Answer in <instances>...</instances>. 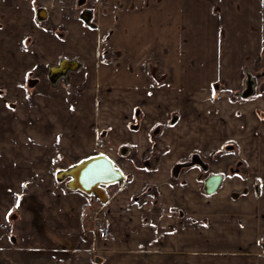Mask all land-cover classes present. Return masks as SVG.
I'll use <instances>...</instances> for the list:
<instances>
[{
	"label": "crops",
	"instance_id": "obj_1",
	"mask_svg": "<svg viewBox=\"0 0 264 264\" xmlns=\"http://www.w3.org/2000/svg\"><path fill=\"white\" fill-rule=\"evenodd\" d=\"M115 20L126 51L119 70L97 59L98 38ZM151 59L169 75L146 74ZM65 60L79 66L54 90L25 88ZM263 68L264 0H0V202L28 180L30 209L40 211L25 242L1 238L0 264H264ZM246 72L258 80L241 103L234 95ZM155 79V95L171 107L162 124L161 105L147 95ZM181 123L184 140L174 131ZM24 126L28 143L17 138ZM227 142L239 145L235 156L220 154ZM56 151L72 160L65 168L104 155L123 184L92 209L85 193L56 184ZM198 154L210 164L206 179L222 176L212 195L199 165L176 174ZM100 209L110 227L104 240L91 216Z\"/></svg>",
	"mask_w": 264,
	"mask_h": 264
},
{
	"label": "rangeland",
	"instance_id": "obj_2",
	"mask_svg": "<svg viewBox=\"0 0 264 264\" xmlns=\"http://www.w3.org/2000/svg\"><path fill=\"white\" fill-rule=\"evenodd\" d=\"M220 9V5H217L216 10ZM46 20V19H45ZM43 21V20H42ZM99 19H93L92 20V25L95 26V24H98ZM119 21L120 20H115L113 26H109L108 28L110 29L106 35H104V37L102 39L98 38V41H100L99 47H100V52L98 53V65L101 66V68L103 66H111L114 65V67H118L117 69L119 70L120 68V64H121V60L125 59L126 57V51H121L120 49V45H121V40H122V34L119 33ZM50 24V23H48ZM105 24V21L102 20V25ZM57 31V29H56ZM58 33H60V35L62 34V32H59V30L57 31ZM63 32L66 34V31L63 30ZM220 39H224L226 36V32L224 31V29L219 30L218 32ZM96 36L99 37L100 35L98 34V31H96ZM160 58H163V56H160ZM145 64V68L144 70L146 71V74L149 73L150 77H156L157 73L159 72L160 78L162 75L167 76L169 75L168 71H164L163 69L166 70L165 68V63H156L153 62V60L151 59L150 61L148 60V62L143 63ZM162 67V70H161ZM164 67V68H163ZM189 72L194 71L193 69H191V67H189ZM50 69L47 70V72L42 73V72H37L36 77H38L40 79V82L37 80H29V82L27 81V84L25 86V88L27 90H31L33 88L34 89H39V90H54V86L56 85V81H52L50 78ZM161 71V72H160ZM164 73V74H163ZM193 73V72H191ZM251 73V72H250ZM156 74V75H155ZM162 74V75H161ZM248 72L244 73V77L243 80L241 82V87L239 88L237 95H234L235 100H239L241 101V103L245 100V98L249 99L250 97H252L255 94V86H256V82L258 80V78L255 79V77L253 78L252 75H250L249 78H247L248 76ZM259 74L263 77L264 76V68L260 69ZM100 75V73L98 74ZM156 80V79H155ZM156 81H158V83L154 86H152L150 88V90L147 92V95L149 93H151L152 95H155L158 90V85L160 82V85H162V81H159V79H157ZM29 88V89H28ZM149 98V96H148ZM155 99L157 101V103L159 105H161V110H160V118L158 119V122L160 124H162L165 120V116L171 112V107L168 106L169 99H165L162 97V95L158 94L155 95ZM139 106V107H138ZM205 107V106H204ZM141 104L140 105H136V107L133 110L132 115H134V117L137 116L138 113H136L138 110H140ZM212 108V107H211ZM139 112V111H138ZM136 114V116H135ZM190 116V117H189ZM185 115V119L187 122H190L191 125H194V123L196 124L197 121L192 118V115ZM176 117V116H174ZM174 117L172 116L171 121H173L174 125H176L175 121H174ZM206 119V118H205ZM203 120V118H202ZM140 118H138V121L136 122V119H133L131 122L132 126H139L140 125ZM186 122V123H187ZM198 123L201 124V118L198 120ZM184 126H189V125H184ZM184 126H182V123L180 124V126H176L175 127V132L177 133V138H179L180 140L184 138H188V130H184ZM19 127V126H18ZM27 126L18 128L17 131V138L21 139V141L27 142L28 143V138L26 135H28V127ZM26 134V135H25ZM218 134V132L216 133ZM221 134V133H220ZM213 137V136H212ZM214 139V138H213ZM207 148V147H206ZM239 148V145H236L234 143H229L227 142L223 148L221 147V149H219V152H221L220 154H225L226 156H235L237 149ZM58 151V149H56ZM56 151V152H57ZM1 152L3 153V148L1 149ZM55 152V153H56ZM63 154V155H62ZM182 154V153H181ZM203 154V153H202ZM195 155L192 157V160L190 159L189 162L185 163L184 165H179L175 171L176 174L179 173V171L182 169V167L184 166V169H186L189 166L192 165H199L201 168H203V174L202 177L200 178V180L202 181V183L205 181L206 177L209 175L208 172L210 171L209 169V165L208 163H205L204 161H202L201 156L203 157V155ZM69 159V158H68ZM67 156L62 153V151L57 152L56 154H54V162H53V166L51 167L52 169V174H53V178L56 181V184L58 185H62L65 186V188H67L68 190H71L68 188L67 184L68 182L71 180L70 177H67L65 179H58L59 174L62 171H67L69 169H71L72 167L80 164L81 162L78 161L79 163H77L75 161V163H77L74 166H71L69 168H65L66 166H68L69 163H71L72 165V160H68ZM83 162V161H82ZM74 163V162H73ZM238 167H241L238 165ZM24 169V167H23ZM28 170V169H27ZM55 176V177H54ZM174 176L176 177V175L174 174ZM207 180V179H206ZM18 181V180H17ZM123 183H115L112 184L110 186H107L106 189V193L108 195L111 194V188L113 187V191L116 190V188H119ZM23 187L28 189V180L26 182L23 183ZM25 189L24 192H19L16 195H7V200L6 202H0V241L2 240L1 238H12L17 237L20 239L21 243H23V241L25 242L28 234V230H32L33 229V224H39V215H40V211H31V207L29 205L28 202V191ZM203 192L205 187H204V183H203ZM15 194V193H14ZM149 194L150 195V190H147L146 195ZM19 197L20 203L17 206V198ZM88 199H90V203L92 202L94 205L92 207V209L94 208H100L103 205H105L106 203H102L99 201V199H97L95 196L93 195H87ZM236 199L240 197V194H236L235 196ZM142 198H138L136 201L141 202ZM145 201L141 202L144 203ZM11 211V215L9 216L8 213ZM91 210L89 211L88 215L90 214ZM193 214L196 216V214L198 213L195 210H192ZM191 213V211L186 212L184 211V216H189ZM87 215V214H86ZM87 215V216H88ZM102 215L104 216L103 212ZM7 217V219H6ZM31 218H35L32 220H35L34 223H30V219ZM31 220V221H32ZM28 222L32 225L28 226ZM91 224V223H90ZM26 232V233H25ZM1 243V242H0ZM75 244L72 243H66L65 244V249H70L73 250ZM67 251V250H65Z\"/></svg>",
	"mask_w": 264,
	"mask_h": 264
},
{
	"label": "water",
	"instance_id": "obj_3",
	"mask_svg": "<svg viewBox=\"0 0 264 264\" xmlns=\"http://www.w3.org/2000/svg\"><path fill=\"white\" fill-rule=\"evenodd\" d=\"M47 12L44 10L38 11V19L45 20ZM82 19L89 23L91 20L90 12L82 15ZM77 61H62L59 66L51 68L50 78L52 81H57L62 75L69 70L78 68ZM70 177L71 180L67 186L73 191H81L86 195H93L100 202L106 203L108 195L106 187L115 183L124 181L123 173L116 168L115 164L104 155L90 157L80 164L72 167L67 171H62L58 179ZM222 182V176L212 175L205 181V191L208 195L214 194Z\"/></svg>",
	"mask_w": 264,
	"mask_h": 264
},
{
	"label": "built area",
	"instance_id": "obj_4",
	"mask_svg": "<svg viewBox=\"0 0 264 264\" xmlns=\"http://www.w3.org/2000/svg\"><path fill=\"white\" fill-rule=\"evenodd\" d=\"M92 221L95 223V233L100 240L107 239L110 235V227L106 218L102 215V210H94L91 213Z\"/></svg>",
	"mask_w": 264,
	"mask_h": 264
},
{
	"label": "snow or ice",
	"instance_id": "obj_5",
	"mask_svg": "<svg viewBox=\"0 0 264 264\" xmlns=\"http://www.w3.org/2000/svg\"><path fill=\"white\" fill-rule=\"evenodd\" d=\"M33 2H35V0H33ZM34 11H35V9H34ZM25 51H27V48H25L24 49ZM149 94H151V93H149ZM215 95V89H213V96ZM135 111V110H134ZM135 118V117H134ZM57 141H59V137L57 138ZM229 143H232V142H229ZM241 179H243V177H241ZM257 179H259V178H257ZM261 187L262 188H264V183H262L261 184ZM19 203H20V200H19V197L17 198V206L19 205ZM8 215L10 216L11 215V211L8 213ZM6 219H7V217H6Z\"/></svg>",
	"mask_w": 264,
	"mask_h": 264
}]
</instances>
